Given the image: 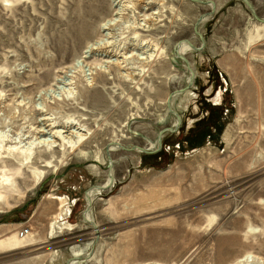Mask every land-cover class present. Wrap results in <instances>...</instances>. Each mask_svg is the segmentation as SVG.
<instances>
[{"label":"rangeland","instance_id":"obj_1","mask_svg":"<svg viewBox=\"0 0 264 264\" xmlns=\"http://www.w3.org/2000/svg\"><path fill=\"white\" fill-rule=\"evenodd\" d=\"M158 1L120 66L88 50L115 0H0V264H264V0Z\"/></svg>","mask_w":264,"mask_h":264},{"label":"bare ground","instance_id":"obj_2","mask_svg":"<svg viewBox=\"0 0 264 264\" xmlns=\"http://www.w3.org/2000/svg\"><path fill=\"white\" fill-rule=\"evenodd\" d=\"M157 2H159V1L158 0H115V4H114V6H112V9H114L116 11L115 16L117 19L114 18L115 20H109V21L105 22L103 25H101V27H100V30L103 31L104 35L106 34V36H108L109 39L108 40L105 39L106 41H103L104 39H102V42L101 41L100 42L99 41L94 42L92 45L88 44L89 45L88 50L90 52H94L95 54L100 53V55L102 57L108 59L106 61V65L107 64H110V65L111 64H113V65L120 64L123 61V60H121V62H120V57L124 58L125 54H121L119 52L117 53L118 50L115 51V48L112 47V43L110 42V39L112 38L111 37L112 33H110V32H112V28L115 27V25L117 23H120L123 20H125V16L130 14V16L132 15L134 17V20L133 21L131 20L130 22H128L130 24L128 25V27L126 26V29L129 32L136 35V37H135L136 39L142 38V40H143L144 39L143 38L144 33L150 34L154 31V24H151V20H150L151 17H150V15L147 14V12H150L151 16L152 15L158 16V12L157 11L155 12V10L157 8L155 6H156ZM90 3H92V2H90ZM209 6H211L213 8L212 5H209ZM101 12H102V9L100 8V4L98 6H88L87 8L82 10V13H80L78 15V17L76 18V21L73 23V25L71 26V29H70L71 30V36L70 37H71L72 41H74V40L78 41L79 39H80V41L90 39L92 37V35L94 34L93 31H95L94 28L96 27V19L97 18L99 19L98 15ZM142 14H144V15H142ZM146 14L148 15L146 17L150 18L149 20L144 18V16ZM141 17H142V20H140ZM134 41H135V39H134ZM139 42H141V41L139 40ZM190 50H191V48L188 46V44H182V46L180 47V53L182 55H184L187 51H190ZM143 58H145V57H143ZM110 65H108V66H110ZM108 66H105V69H108L109 68ZM120 66H121V64H120ZM69 85L71 86V83ZM72 129H74V128H72ZM44 130H46V129H44ZM44 133H46L49 136V138L53 139V140H55L57 138H62L61 132L55 133L52 130H48V131H45ZM53 140L51 142H53ZM41 174L42 175H40V177H39L40 182L45 177V173H41ZM113 182H114V179L110 178V181H109L107 187H103V189L111 186L113 184ZM95 190L98 191V189H95ZM89 220H90V217L88 218V221ZM236 263H238V264H263L262 262H259L257 259H255L252 255H247L244 258L238 260Z\"/></svg>","mask_w":264,"mask_h":264},{"label":"water","instance_id":"obj_3","mask_svg":"<svg viewBox=\"0 0 264 264\" xmlns=\"http://www.w3.org/2000/svg\"><path fill=\"white\" fill-rule=\"evenodd\" d=\"M251 10H252V12L255 14V11H254V8L252 7V5L250 4V2L248 1V0H242ZM200 3H202V4H207V5H212L213 6V12H215V3L214 2H212V1H210V2H207V3H204V2H202V1H199ZM210 15H203V16H201V18L199 19V22H198V24H197V27H196V33L200 36V38L202 39V42H203V45H202V48L201 49H197V48H195L193 45H192V43L191 42H186V44H188V46L192 49V50H196V51H202L203 49H204V47H205V40H204V38H203V36H202V34H200L199 32H198V26L203 22V21H205L208 17H209ZM182 46V44H180V47ZM177 55H178V57L179 58H181V59H183L186 63H187V65H188V68H189V70H190V72H191V74H192V77H191V79H190V82H189V86L186 88V89H183L182 91H179V92H176V93H174L170 98H169V101H168V106H169V110H170V112L171 113H173L175 116H176V118H177V120H178V124L174 127V128H171V129H166V130H164L163 132H161V134H160V137H159V150H161V148H162V139H163V137H164V135L167 133V132H170V133H176V132H178V128L180 127V125L182 124V118H181V116L180 115H178L173 109H172V99L176 96V95H178V94H183V93H185V92H187L190 88H191V86L193 85V83H194V73L192 72V70H191V68H190V64H189V62L184 58V56L180 53V50H177ZM123 148V147H122ZM124 150H127V151H136V150H138V151H140V152H143V153H145V154H148V153H152V152H149V151H147V150H144V149H138V148H132V149H126V148H123ZM158 150V151H159ZM154 153V152H153ZM110 177L112 178V176H111V174H110ZM43 187L44 186H42V188L41 189H43Z\"/></svg>","mask_w":264,"mask_h":264},{"label":"built area","instance_id":"obj_4","mask_svg":"<svg viewBox=\"0 0 264 264\" xmlns=\"http://www.w3.org/2000/svg\"><path fill=\"white\" fill-rule=\"evenodd\" d=\"M31 235V229L29 228H24L20 231L18 234V237L20 240H25Z\"/></svg>","mask_w":264,"mask_h":264},{"label":"crops","instance_id":"obj_5","mask_svg":"<svg viewBox=\"0 0 264 264\" xmlns=\"http://www.w3.org/2000/svg\"><path fill=\"white\" fill-rule=\"evenodd\" d=\"M91 194H92V193H91ZM90 199H91V197L89 196V197H88L89 203H91V204H92V202H91V200H90Z\"/></svg>","mask_w":264,"mask_h":264}]
</instances>
